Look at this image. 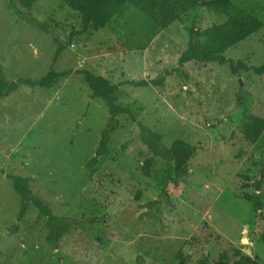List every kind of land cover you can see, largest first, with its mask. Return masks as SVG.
I'll use <instances>...</instances> for the list:
<instances>
[{
  "label": "rangeland",
  "instance_id": "1",
  "mask_svg": "<svg viewBox=\"0 0 264 264\" xmlns=\"http://www.w3.org/2000/svg\"><path fill=\"white\" fill-rule=\"evenodd\" d=\"M14 1L24 8L26 0ZM7 2L0 0L6 79L45 75L56 39L67 45L55 70L74 71L50 88L23 84L0 99V170L28 177L30 194L73 226L48 243L47 218L29 200L19 218L20 196L0 172V264H197L223 252L233 261L237 251L264 264V130L258 137L251 132L264 120V78L235 75L228 63L178 64L187 27L194 25L204 41L227 17L199 3L159 30L127 4L109 26L69 41L81 21L62 0H31V13L48 32L19 19ZM229 2L264 22V0ZM223 56L261 64L264 28ZM81 68L120 83L118 103L161 135L162 148L178 141L197 147L191 158L173 159L177 174L166 195L160 184L166 162L128 116L115 117L107 152L98 153L110 115L75 73ZM162 76V87L122 83Z\"/></svg>",
  "mask_w": 264,
  "mask_h": 264
},
{
  "label": "trees",
  "instance_id": "2",
  "mask_svg": "<svg viewBox=\"0 0 264 264\" xmlns=\"http://www.w3.org/2000/svg\"><path fill=\"white\" fill-rule=\"evenodd\" d=\"M62 2L73 12L77 13L81 21V28L71 32L69 41L75 35L90 34L93 31L101 30L109 26L111 22L123 15L127 4L139 10L159 30L167 28L199 3H205L208 8H211L213 5L217 8L218 12L223 13L227 17L226 22L218 27L214 37L207 38L204 41L200 39L198 30L194 25L187 27L188 41L186 48L178 58L179 67L190 61L217 63L219 65L228 63L231 73L235 75H238L242 71H252L254 74L264 78V61L258 66H250L241 59L227 60L223 56V53L227 49L264 28V22L262 20L244 8L234 7L229 0H62ZM7 6L19 19L48 32L47 25L38 21L31 13V0H26L23 9L18 8L14 0H8ZM55 42L56 49L51 65L47 73L40 78H20L17 81H8L0 67V99L8 93L15 91L20 85L50 88L56 84L57 80L71 74L72 70L58 72L54 68V65L58 62L65 49V45H67V43L63 45L57 39ZM179 67L173 71L178 73L180 71ZM75 73L83 77L92 92V96L105 103L108 114L110 115L99 137L98 153L104 154L107 152V145L117 122L115 117L119 115L128 116L132 121L137 123L139 130L145 135L147 145L152 153L166 162V167L162 172L164 173L163 178L160 183L161 191L166 195L167 188L174 183L177 174L173 159L180 155L191 158L196 152L197 147L185 141H178L168 149L162 148L161 135L138 121L131 107L118 103L117 94L121 85L120 83H112L108 78L85 68L77 69ZM164 82L165 77L162 76L159 78L126 80L122 83L135 87H146L149 85L162 87ZM263 130V119L257 120L251 128L252 134L256 137ZM92 162L94 163L95 160L93 159ZM0 172L4 173L3 170H0ZM5 175L12 181L14 189L18 192L21 199V209L18 217L21 218L23 216L25 203L29 200L37 208L39 214L47 218L48 234L46 240L48 243L55 244L73 226L72 221L64 215L54 214L41 198L31 195L29 192L30 179L28 177L15 176L9 173ZM246 199L249 201L251 197L247 195ZM153 204L154 201L149 202L148 206L151 207ZM255 208L258 209V205H255ZM236 253V259L233 261H230L227 254L223 252L213 262H210L208 258H203L199 259L197 264H253V258L247 253L243 254L240 251ZM176 259L183 261L185 255L178 252Z\"/></svg>",
  "mask_w": 264,
  "mask_h": 264
},
{
  "label": "crops",
  "instance_id": "3",
  "mask_svg": "<svg viewBox=\"0 0 264 264\" xmlns=\"http://www.w3.org/2000/svg\"><path fill=\"white\" fill-rule=\"evenodd\" d=\"M165 29H167V28H165ZM163 30V29H162ZM74 70H72V72H73ZM71 72V73H72ZM71 75V74H70ZM31 87H33L32 85H31ZM3 99V98H2ZM1 106H2V102L0 103V110H1ZM6 115H7V117H8V119L11 117L8 113H6ZM1 123H3V122H1Z\"/></svg>",
  "mask_w": 264,
  "mask_h": 264
},
{
  "label": "water",
  "instance_id": "4",
  "mask_svg": "<svg viewBox=\"0 0 264 264\" xmlns=\"http://www.w3.org/2000/svg\"><path fill=\"white\" fill-rule=\"evenodd\" d=\"M247 242V239L246 237L243 238V243H246ZM247 254H249V252L247 251Z\"/></svg>",
  "mask_w": 264,
  "mask_h": 264
}]
</instances>
